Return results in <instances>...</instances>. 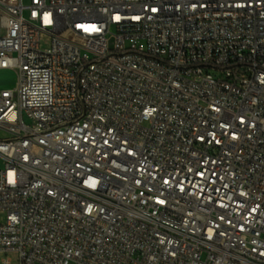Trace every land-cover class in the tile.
I'll return each instance as SVG.
<instances>
[{
	"label": "built area",
	"instance_id": "built-area-1",
	"mask_svg": "<svg viewBox=\"0 0 264 264\" xmlns=\"http://www.w3.org/2000/svg\"><path fill=\"white\" fill-rule=\"evenodd\" d=\"M0 70V253L264 264V0H0Z\"/></svg>",
	"mask_w": 264,
	"mask_h": 264
},
{
	"label": "rangeland",
	"instance_id": "rangeland-1",
	"mask_svg": "<svg viewBox=\"0 0 264 264\" xmlns=\"http://www.w3.org/2000/svg\"><path fill=\"white\" fill-rule=\"evenodd\" d=\"M49 37L42 35L41 37V49H47L49 47ZM217 74V72H214ZM17 80V75L14 71L11 70H0V86L1 88H12L15 86ZM3 167L2 162L0 161V169ZM3 258H11L13 264L18 262V254L13 252H3L0 253V262Z\"/></svg>",
	"mask_w": 264,
	"mask_h": 264
}]
</instances>
